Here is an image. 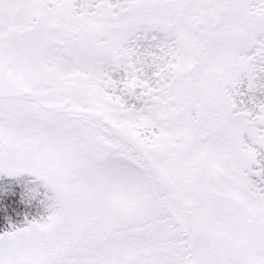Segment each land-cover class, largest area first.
Instances as JSON below:
<instances>
[{
    "label": "snow or ice",
    "instance_id": "obj_1",
    "mask_svg": "<svg viewBox=\"0 0 264 264\" xmlns=\"http://www.w3.org/2000/svg\"><path fill=\"white\" fill-rule=\"evenodd\" d=\"M0 264H264V0H0Z\"/></svg>",
    "mask_w": 264,
    "mask_h": 264
}]
</instances>
